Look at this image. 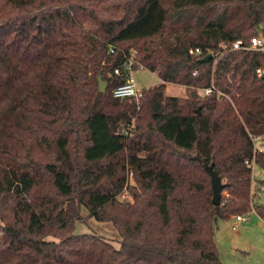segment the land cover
<instances>
[{
  "label": "trees",
  "instance_id": "16d2710c",
  "mask_svg": "<svg viewBox=\"0 0 264 264\" xmlns=\"http://www.w3.org/2000/svg\"><path fill=\"white\" fill-rule=\"evenodd\" d=\"M173 5L0 0V264H224L216 225L251 210L247 161L264 135V52L230 47L264 37V0ZM132 56L164 81L141 106L113 95ZM167 82L187 97L166 95ZM207 166L226 184L219 205ZM126 189L133 201L119 199ZM84 211L121 246L74 233Z\"/></svg>",
  "mask_w": 264,
  "mask_h": 264
},
{
  "label": "rangeland",
  "instance_id": "374dc122",
  "mask_svg": "<svg viewBox=\"0 0 264 264\" xmlns=\"http://www.w3.org/2000/svg\"><path fill=\"white\" fill-rule=\"evenodd\" d=\"M174 1L175 0H164V5L170 12V15L171 13L175 14L173 7ZM225 7V4L216 8L215 5H212L210 7L200 9L198 16L207 18L214 17L215 13L221 11ZM197 22H199V19H197ZM155 39L157 40V38ZM143 42L144 41H140L137 45L139 46L143 44ZM128 44L131 45L134 44V42ZM132 75L135 78L137 86L146 91L161 83L159 76L145 67H140L134 70ZM165 94L168 96L186 98L188 91L185 85L167 82ZM143 100L144 99L142 98L136 100V102L139 106H141ZM134 122L136 123L135 119ZM126 155L127 152L124 151L119 158ZM50 156L51 154L49 153L46 158H50ZM130 170L133 169L127 165V169L125 170L126 182L128 185L134 186L136 185V174L131 175ZM252 175L254 183L252 182L251 192L252 194H256L253 199H251V210L248 213H240L241 215L247 216L248 220L238 223L237 230H233L232 228V226L237 223L235 217L237 214L231 216L229 219H219L216 225V243L224 264H264V223L261 221L262 218L254 206L261 205L264 207V168L255 164L253 166ZM125 191L128 192L129 198H122L121 194L119 199L123 201H133V197L129 191L127 189ZM74 233L96 234L106 238L108 242L116 248L121 246V235L113 224L111 222H102L96 220L95 218H89L87 211H84V219L76 223ZM48 239L55 238L48 237ZM55 240L58 241L59 239Z\"/></svg>",
  "mask_w": 264,
  "mask_h": 264
},
{
  "label": "built area",
  "instance_id": "2783aa9c",
  "mask_svg": "<svg viewBox=\"0 0 264 264\" xmlns=\"http://www.w3.org/2000/svg\"><path fill=\"white\" fill-rule=\"evenodd\" d=\"M223 48H227L226 45H223ZM231 49H247V50H259V51H263L264 52V37L259 36V35H255L252 36L249 40V42H245L243 39H239L236 42H234L232 44V46L230 47ZM113 51V50H112ZM200 53L201 50L199 48H197L195 51L191 50V53ZM136 52H133V55H135ZM137 61L133 58V56L131 58L128 59L126 66L127 69L130 71V76L127 80V82L119 87H117L116 89H114L113 91V95L117 98H131V99H135V100H139L143 97L144 94V89H141L137 86L135 78L132 75L133 67L134 64H136ZM138 68L143 66L139 63L136 64ZM119 70H116L115 72L118 73ZM258 72L260 73L261 70H258ZM214 90V86H210L208 88H204L201 90V94L202 95H210ZM252 140H253V145H254V158L251 161H247V164L253 166L256 164V156L257 154H264V135H260V136H252ZM130 174L133 175L134 172L133 170H130ZM122 198H129V194L127 191H125L122 195ZM236 220L237 223H235L232 228L233 230H236L238 227V223L240 222H245L248 220L247 216L241 215V214H237L236 216Z\"/></svg>",
  "mask_w": 264,
  "mask_h": 264
},
{
  "label": "water",
  "instance_id": "95a60500",
  "mask_svg": "<svg viewBox=\"0 0 264 264\" xmlns=\"http://www.w3.org/2000/svg\"><path fill=\"white\" fill-rule=\"evenodd\" d=\"M213 57V54H208L205 56L202 61H208ZM99 91L105 92L107 90V82L102 79V76L99 75ZM210 174H211V183L213 190V203L219 205L222 199V193L226 186L224 180L220 177V175L216 172V170L212 166H207Z\"/></svg>",
  "mask_w": 264,
  "mask_h": 264
},
{
  "label": "crops",
  "instance_id": "0c3cea01",
  "mask_svg": "<svg viewBox=\"0 0 264 264\" xmlns=\"http://www.w3.org/2000/svg\"><path fill=\"white\" fill-rule=\"evenodd\" d=\"M160 82L162 83V82H163V80H162V79H160ZM253 183H254V182H253ZM261 221L264 223V219H263V220L261 219ZM237 229H238V227H237ZM237 229H236V230H237Z\"/></svg>",
  "mask_w": 264,
  "mask_h": 264
}]
</instances>
